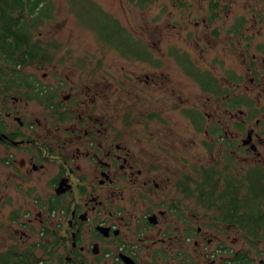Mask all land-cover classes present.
<instances>
[{"label": "flooded vegetation", "instance_id": "1", "mask_svg": "<svg viewBox=\"0 0 264 264\" xmlns=\"http://www.w3.org/2000/svg\"><path fill=\"white\" fill-rule=\"evenodd\" d=\"M221 1L208 0L210 21ZM245 23L235 18L229 39L214 46L240 57L241 73L230 62L226 76L214 75L216 67L200 68L175 46L169 57L179 73L163 77L154 41L136 56L116 49L123 61L150 67L133 77V98L124 80L112 88L110 72L80 76L77 57L47 48L49 59L35 67L54 58L57 71L38 77L29 65L1 74L0 180L27 195L12 197L7 225L23 245L0 253L30 248L37 264H255L264 256V229H240L234 211L221 210L253 197L254 173L264 181V40H236L249 32ZM254 199L264 211V196ZM34 207L40 223L54 217L57 225L25 245ZM230 240L244 248L234 251Z\"/></svg>", "mask_w": 264, "mask_h": 264}, {"label": "rangeland", "instance_id": "2", "mask_svg": "<svg viewBox=\"0 0 264 264\" xmlns=\"http://www.w3.org/2000/svg\"><path fill=\"white\" fill-rule=\"evenodd\" d=\"M52 2L55 7L53 18L44 22L35 31H31L32 41L38 40L40 45L47 48L54 57L59 55L77 57V73L80 76L81 73L90 71L110 72L112 88L117 87V81L124 80L127 84V92L132 90V94L127 95L128 98H133L135 96L134 91L136 92L138 88L133 77L144 73L143 68L150 67L143 63L132 62L130 64L125 62L113 46L102 43L99 40L100 35L95 29L97 26H102V21L106 26H114L116 29L120 27L126 30L131 43L127 46L125 42H120L121 48L119 50L131 56H136V53L140 54L143 52L141 49L144 44L150 45L154 41V55L159 60L158 71L164 73L160 74L163 77L171 72L176 76L179 73L178 66L172 65L169 57L171 49L175 46L176 48L181 46L189 54L191 53L193 59H198L200 68L206 70L209 66L216 67L214 75L226 76L228 68L224 64L230 62V65L234 63V69L238 70L239 73L243 72L240 57L236 63L231 53L223 50V48L217 47L216 49L214 47L229 39L226 37L229 32L225 28H228L235 18L242 23L246 22L245 24L249 29V32H245V29L239 31L235 37L236 40L244 38L242 34L251 36L254 41L264 40V0H222L221 10L212 16L213 20L211 21L208 0H152L142 9L134 5L133 2L130 3L129 0H52ZM71 2L72 5H70ZM254 18L259 19V22H253ZM202 19H206L205 24H209V27L204 26V23L202 24ZM221 28L224 30L218 32L216 36L210 32L221 30ZM111 38H109L110 42L115 41L113 36ZM206 43V47L211 46L212 52L223 50L219 57L220 62L212 60V52H203L200 49V46H205ZM52 60V63L46 65L47 67L43 65L40 69H36L34 64L26 67L25 70L36 73L38 77L45 72H55L57 71L53 68L55 59ZM180 60L183 61L182 58ZM191 72H193L192 69ZM186 82L189 83V98L192 102H196L198 100L195 95L196 86L190 81ZM243 84L248 85L247 81H244ZM133 101V99L130 100L127 105L129 106L131 103L133 106ZM166 109L163 110L166 111ZM162 117H166V114H163ZM3 173L4 178L7 177V173L5 171ZM0 183H4V185H0V252H2L15 244L17 238L20 237V233H13L7 226L10 213L13 208H16V203L12 197H25L27 192L24 190L17 191L9 185L6 186L5 184L9 183L7 180H0ZM28 203L32 204L33 199L31 198ZM37 209L39 208L30 209L32 225L25 245L38 243L41 240L42 228L50 231L57 225L54 217H44L46 222L40 223L39 219L35 217ZM235 231L237 229L234 228ZM13 234L18 235V237H14ZM18 242L20 243L19 240ZM226 243L225 245L233 248L234 251L244 248L241 241L234 245H232V240ZM20 244L23 245V243ZM22 247L19 246L18 249L20 250ZM253 255H255L254 252ZM36 256H41L38 250ZM260 259H264V256L255 257L254 263L257 264Z\"/></svg>", "mask_w": 264, "mask_h": 264}, {"label": "trees", "instance_id": "3", "mask_svg": "<svg viewBox=\"0 0 264 264\" xmlns=\"http://www.w3.org/2000/svg\"><path fill=\"white\" fill-rule=\"evenodd\" d=\"M129 1L142 9L152 0ZM54 8L52 0H0V79L6 78L1 75L3 73H17L26 66L49 59L46 48H43L44 46L40 45L38 40L32 41L31 31H35L44 22L51 20ZM95 29L100 35L99 40L115 49L121 48L122 41L127 46L131 43L128 33L123 28L109 27L102 21V26H97ZM110 35L115 41L110 42ZM249 182L253 187L251 190L253 197L249 198L245 204L236 202L235 198L234 206H225L221 210L226 209V212L230 213L234 211V223L240 226V229L245 228L257 233L260 228L264 229V211L254 207L256 206L254 198L264 196L262 186L264 181L260 174L254 173ZM29 249L17 252L16 248H13L0 253V264H37L35 256Z\"/></svg>", "mask_w": 264, "mask_h": 264}]
</instances>
